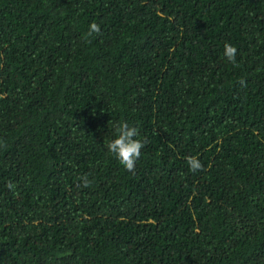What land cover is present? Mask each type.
<instances>
[{
    "label": "trees",
    "instance_id": "1",
    "mask_svg": "<svg viewBox=\"0 0 264 264\" xmlns=\"http://www.w3.org/2000/svg\"><path fill=\"white\" fill-rule=\"evenodd\" d=\"M0 264H264V0H0Z\"/></svg>",
    "mask_w": 264,
    "mask_h": 264
},
{
    "label": "clouds",
    "instance_id": "2",
    "mask_svg": "<svg viewBox=\"0 0 264 264\" xmlns=\"http://www.w3.org/2000/svg\"><path fill=\"white\" fill-rule=\"evenodd\" d=\"M100 26L93 22L89 25L88 35L98 33ZM237 49L230 43L224 45V56L229 62H236ZM243 84V81H241ZM115 136L106 142L108 152L113 155L118 162L128 171H134L136 161L141 156V149L144 143L138 139L139 129L136 126L129 125L127 122H119L113 125ZM187 163L191 171L202 169V164L195 157H188Z\"/></svg>",
    "mask_w": 264,
    "mask_h": 264
}]
</instances>
